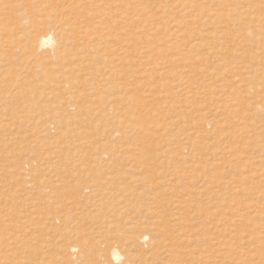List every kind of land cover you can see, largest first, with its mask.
I'll use <instances>...</instances> for the list:
<instances>
[{
	"label": "rangeland",
	"instance_id": "1",
	"mask_svg": "<svg viewBox=\"0 0 264 264\" xmlns=\"http://www.w3.org/2000/svg\"><path fill=\"white\" fill-rule=\"evenodd\" d=\"M0 264H264V0H0Z\"/></svg>",
	"mask_w": 264,
	"mask_h": 264
},
{
	"label": "bare ground",
	"instance_id": "2",
	"mask_svg": "<svg viewBox=\"0 0 264 264\" xmlns=\"http://www.w3.org/2000/svg\"><path fill=\"white\" fill-rule=\"evenodd\" d=\"M55 45H56V42H55V40L53 39V37L49 34V33H44V34H38V33H35V34H33V32H32V35H31V38L29 39V41H28V47L29 48H31V49H33V50H38V49H40V48H43V47H49V48H52L51 50H50V55H57L58 54V51H57V47H55ZM150 96V95H149ZM134 101H135V103L136 104H138V107L139 106H141L142 104H143V102H142V99L141 98H135L134 99ZM140 109V108H139ZM142 110V109H141ZM140 110V111H141ZM139 111V112H140ZM136 113H137V111H136ZM135 113V116L137 115H139V114H136ZM142 113V112H141ZM132 115V114H131ZM134 115V114H133ZM144 114L142 113V114H140L139 116H138V119L142 122L143 121V119H142V116H143ZM136 116V117H137ZM135 117V118H136ZM139 241H141V242H144L147 238H146V236H140L139 238ZM72 248H75V256L77 257L78 256V252H77V250H78V248L76 247V246H73ZM60 251H62V250H60ZM111 253H112V255H113V257H114V259H116V260H120L121 259V253H120V251L116 248V247H112L111 248ZM64 255L61 257V260H63L64 261Z\"/></svg>",
	"mask_w": 264,
	"mask_h": 264
}]
</instances>
